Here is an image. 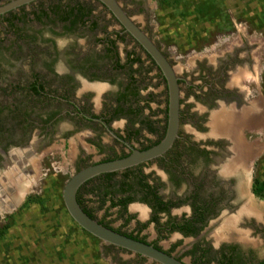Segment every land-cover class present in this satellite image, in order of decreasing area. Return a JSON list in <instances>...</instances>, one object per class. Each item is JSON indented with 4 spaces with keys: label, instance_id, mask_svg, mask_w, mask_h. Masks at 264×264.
<instances>
[{
    "label": "flooded vegetation",
    "instance_id": "1",
    "mask_svg": "<svg viewBox=\"0 0 264 264\" xmlns=\"http://www.w3.org/2000/svg\"><path fill=\"white\" fill-rule=\"evenodd\" d=\"M8 1L10 0H5L0 5ZM117 1L126 11L120 0ZM126 1L135 3L137 9L134 10L141 17L151 9L150 3H152V14L149 11L150 13L148 12L145 18L147 20L149 14L153 16L157 31L159 27L168 26L169 29V27L184 26L186 33L184 32L185 42L181 43L182 50L186 48L195 51L201 47L202 43L206 42L207 36L216 32L217 37H220L224 31L228 33L233 29L236 30L237 23H244L247 26V23L253 20L252 23L256 26L263 24L264 27V0H234L237 5L240 4L232 9V13L228 8H224L226 14L231 17V24L218 18L216 22L219 25L208 23L207 20H204L205 18L198 20L196 17L197 8L207 9V0H194L197 1V4H193L192 0H180L178 7L173 4L175 0H171L173 3L171 6L168 5L165 11H161L162 8L159 7L160 0ZM216 1V5L218 2L224 5V0ZM245 2L247 3L246 7ZM79 4L86 9L82 16L84 24H80L78 21L72 25L69 20L74 17L60 21L63 9ZM191 4L192 6H190ZM254 4L261 6L258 13L260 15L253 12ZM95 6L102 7L108 17L114 20L117 24L115 29L108 30L107 27L100 26V18H98L100 14H95ZM188 6V12L191 14L182 20L175 12ZM29 7L31 8L29 9ZM57 8L60 12L56 14L54 10ZM41 10L46 11V18H53L55 24L62 30L67 31L65 27H70L71 29L86 28L91 31H99L102 38L97 42L102 44V49L97 54L90 49L74 52L78 57L70 60L71 70H78L82 78L71 72L63 78L59 75L62 72L55 73L57 71H54L55 68L50 64L45 65L43 71L17 73L15 78L9 79L12 73L8 68L2 66L4 56H0L1 209L5 207L2 198L9 200L8 195L16 196V192H20L22 186H26L30 176L41 172L40 166L45 165L49 155L51 158L56 157L53 153L56 154L57 149H60L57 146L58 142L68 146L69 144L77 145L71 156L74 160L72 166L75 173L85 166L128 155L131 149L127 144L138 150L149 148L158 143L165 134L167 104L163 108L162 117L164 119L160 120L155 115H150V105L146 103L147 101L137 104L133 102L140 94L138 81L134 75L130 78V81H134V83L123 84L116 95L111 98L114 103L107 106L105 110L96 111L98 107L96 93L99 87L95 86L94 81L103 78L109 80L114 76L112 73L126 71L134 64H141L143 62L141 55L153 67L157 78L166 85L164 77L153 59L124 30L107 8L97 0H35L0 15V19H6L4 23L10 27L9 21L11 20L12 27H15L17 23H20L18 19H22V16H28L32 12L38 14ZM139 10L141 13L138 12ZM127 14L129 15L128 12ZM256 14L258 19H256ZM141 29L148 33L147 30ZM127 38L138 50L134 47L126 51L123 63L116 50V43ZM162 39L160 37L161 42ZM154 43L160 48V44L156 41ZM174 47L177 48L175 45ZM255 49L253 45L252 47L251 45L245 46L242 43L233 47L231 51L226 50L225 53L217 55L214 59L206 56L202 59L203 62H200V66L195 67L189 74L190 78L193 75L195 78L209 80L204 83L205 87L211 96L216 97V100L208 101V103L218 109L223 118L227 115L233 117L235 132L241 123L246 121L248 112L255 107L254 104L246 101L249 90L244 84L247 80H254L257 74L258 63L254 56ZM166 57L173 66L168 56ZM99 59L107 60L105 65L100 64ZM51 60L54 62L56 59ZM47 74H58L59 77L52 79L47 77ZM178 77L179 88L180 84H183L187 90L199 89L194 83L188 81L186 76ZM64 80L66 86H64ZM20 82L24 83V87H20ZM31 86H35V88ZM21 89L26 93V98L22 101L29 100V104L26 105L29 108L26 110L17 108L16 104V101L20 102V100H16L14 93ZM80 94H92V96L89 99L82 96L79 101L76 96ZM121 94H126V99L118 100ZM31 107L35 109H31ZM119 107L122 111H117ZM201 107L205 111H210L207 110L206 105H201ZM6 111L8 119L4 115ZM230 111L231 113H229ZM255 114L257 113L254 112L253 115ZM207 116L208 113L201 114L200 118L196 120L200 127V134L203 135L208 130ZM182 117L180 112L178 137L165 154L123 171L112 172L111 176H108L107 173L97 175L79 187L76 198H79L81 206L88 209L98 222H102L128 237L148 243L185 264H257L263 261L264 258L256 257L255 245L251 240L259 235L264 243V219L260 211L253 208L252 198L256 197L252 191L254 178L251 179V171L247 169L250 151H247L236 135L232 137L225 134L219 135L226 136V138L231 137L234 142L228 144L220 139V142H215L217 143L216 148L211 147L212 151L209 149V145L214 146L215 143H209L208 140L204 143L192 142L191 138L193 137L186 136L182 131ZM93 118L97 120H93ZM211 135L214 136L212 133ZM235 139L240 143L236 145ZM117 146L119 147L117 148ZM239 147L241 150L237 151ZM186 148L189 150L188 153L182 151ZM54 149L56 151L53 152ZM61 150L63 147L59 150L60 155L62 154ZM183 155L189 156L190 164L197 165L203 161L206 164L204 172L201 173L203 175L200 174L199 177L193 172H189L188 167H184V162H181ZM35 164L38 165V168L35 167ZM168 171H176V176L168 177ZM152 175H156V177H152ZM194 176L196 177L194 178ZM164 178L177 188L176 195L169 194L166 192L167 190H164L166 187ZM209 179L215 182L213 185L216 186L217 191L214 192L215 195L205 196ZM182 180L189 184L190 192H183L179 189ZM120 187L128 190L122 192ZM8 188H11L12 193H8ZM110 188L112 195L109 194L104 198L106 189ZM89 196H92L93 200L95 199V205L92 207L86 204L90 200ZM128 196L133 199L125 206L121 205L119 201ZM27 198L24 196L25 201ZM143 198L149 199V203L144 202ZM13 201L15 200H9L10 203ZM112 202H115L116 205L112 206ZM138 208L142 209L143 215ZM178 209H182L179 215H177ZM96 211L101 212L99 217L96 215ZM11 214L12 212L9 211L7 215L0 216L1 221H7ZM233 220L236 221L231 225ZM112 221L118 225H113ZM186 221L198 231L185 234L183 231L170 227L173 224ZM228 226H232L229 231L220 232ZM1 227L2 225H0V231ZM77 227L79 226L77 225ZM83 231L85 233V230ZM89 236L97 239L90 234ZM150 236L152 238H149ZM185 242L187 245H184ZM103 246L101 251L104 250V255L107 257L109 251L113 252V260L109 258L112 260L110 262L112 264H157L126 249L107 243H104Z\"/></svg>",
    "mask_w": 264,
    "mask_h": 264
},
{
    "label": "rangeland",
    "instance_id": "2",
    "mask_svg": "<svg viewBox=\"0 0 264 264\" xmlns=\"http://www.w3.org/2000/svg\"><path fill=\"white\" fill-rule=\"evenodd\" d=\"M5 0H0L3 3ZM126 11L132 17V19L141 28L147 30L146 34L152 41H156L160 44V48L163 53L168 56L173 64L177 76H186L188 81L194 83L199 89L192 88L186 89L183 84H180V112L183 115L182 131L186 136H192V142L204 143L208 140L209 143L220 142L219 139H215L207 136L206 134H200V127L197 124V119L201 114H206L209 111L203 110L201 107L206 105L207 110H213L214 107L208 103V101L216 100L215 96H211L205 87V82L209 80L206 78H195L189 74L195 67L200 66V62H203L206 56L214 59L217 55L225 53L226 50L231 51L233 47L240 44L255 46L254 56L258 63L257 74L254 80H247L244 82L248 87L249 93L246 95V101L254 104L253 110L248 112V116L241 127L240 142L249 152V147L253 149L255 156H251L247 162V169L251 171V179L255 177H264V27L263 24L256 26L249 21L246 24H236V30L230 32H222V36L217 37L218 34L214 32L211 36L206 37V42L202 43L199 49L190 51V49L182 50V44L185 42V30L184 26H176L163 28L159 27L156 30V24L154 22L152 14V6L149 11L151 14L146 15L149 12L138 15L135 11L137 9L134 2H128L126 0H120ZM240 4V3H239ZM238 4V5H239ZM245 2V7H246ZM234 3V0H224L223 8H228L230 13L233 12V8L238 6ZM253 7L254 13H259L261 6ZM96 7V13L98 16L100 26H105L109 30H113L117 27V24L111 17H108L107 12L99 6ZM31 7H29L30 9ZM135 9V10H134ZM42 11V10H41ZM37 14L32 12L30 15L22 16V21L17 23L15 27L5 25V21L0 19V47L1 54L4 56L2 59V66L11 71L9 79L15 78L17 73H28L32 71H43L45 65L52 64L55 73H60L61 77L65 78L66 74L71 72L73 75L81 77L79 71L71 70V59H77L78 55L74 52L84 49H90L96 54L101 51L102 44L97 42L102 38V34L99 31H91L86 28L73 29L70 32L60 29L55 24L54 19L46 18L41 13ZM138 12L141 13L139 10ZM149 12V13H150ZM28 13V12H27ZM35 13V14H34ZM33 14V15H32ZM143 14V13H142ZM256 19H258V14ZM247 19V17L245 16ZM216 21V19H215ZM209 23V21H207ZM231 24V17L228 16L227 22ZM235 31V32H234ZM185 32V33H184ZM162 37V42L160 40ZM242 39V42H241ZM124 40V39H123ZM121 40L116 43V50L118 55L121 56V60L125 62V53L130 49L136 47L130 39ZM96 42V43H95ZM174 42V43H173ZM172 43L170 46L169 44ZM174 45L177 47L175 48ZM138 50V48L136 47ZM57 51V53H56ZM55 52V53H54ZM108 56V55H107ZM143 62L141 64H134L132 67H128L126 71H119L112 73L111 79H96L95 84L97 87L96 102L98 105L96 111L105 110L107 106H110L114 101L112 97L120 90L123 84H133L134 81H130V78L134 75L138 81L140 94L133 102L141 103V101H147L150 105V115H155L157 119H164L162 117L163 108L167 104V89L166 85L157 78L156 72L153 67L148 64L145 57L142 56ZM51 59H56L54 62ZM96 61V60H95ZM100 64H104L106 61L99 59ZM43 62H45L43 64ZM197 62V63H196ZM105 65V64H104ZM58 74H47L49 78L59 77ZM7 77V76H5ZM82 78V77H81ZM54 79V80H55ZM237 82V80H234ZM64 80V86H66ZM20 87H24V83ZM84 90V88H82ZM82 90V91H83ZM86 92V91H84ZM17 108L28 109L26 105L29 104V100L22 101L26 98V93L23 89L16 90L14 93ZM86 97L91 98L92 94H80L76 98L80 101ZM83 101V100H82ZM21 105V106H20ZM25 107V108H24ZM34 107H31L33 109ZM35 109V108H34ZM257 109V110H255ZM231 112V111H230ZM229 112V113H230ZM257 113L253 115V113ZM153 113V114H152ZM8 112H4L7 118ZM123 116V115H120ZM120 118V117H117ZM126 119L125 117H121ZM8 119V118H7ZM249 119V120H248ZM166 121V117H165ZM16 123V122H15ZM119 126V124H116ZM239 126V127H240ZM238 127V128H239ZM237 136V135H236ZM245 143V144H244ZM209 145V149L216 148ZM249 146H247V145ZM60 149L51 158L50 155L46 158L45 165L40 166L41 172H36V175L30 176V180L26 183V186H22L20 192H16V196L10 194L9 200H15L10 203L8 198H2L5 207L0 208V216L7 215L8 212H12L7 221H1L0 218V264H112L113 252L109 251V256L104 255V243L98 239L90 237L84 233L73 220H71L67 213L63 201H62V189L65 182L74 173L72 166L73 149L76 144L63 145L58 142L57 145ZM119 146H117L118 148ZM212 147V148H211ZM116 149V148H115ZM182 150V149H181ZM53 152L56 149L52 150ZM182 151L188 153L186 148ZM181 162H184V167H188L189 172H193L194 175H200L203 173L206 164L202 163L190 164L189 156L183 155ZM199 162V161H198ZM38 168V165L35 164ZM169 172V171H168ZM150 175V174H149ZM168 177L173 178L176 176V171H170L167 173ZM203 175V174H201ZM156 175H152V177ZM196 176H194L195 178ZM200 177V176H199ZM169 178V179H170ZM164 181L165 178H164ZM166 187L164 190L169 194L176 195L177 188L174 187L172 182H165ZM181 188L183 192H190L191 188L185 181H181ZM215 182L212 180L207 181L205 196L210 194L215 195L217 191ZM11 188L7 191L10 193ZM12 193V192H11ZM25 198L26 201L24 200ZM253 197V196H252ZM90 200L86 203L87 206L92 207L95 205V199L92 196L88 197ZM253 208L260 211L264 219V198L253 197ZM5 209V210H3ZM140 209V208H138ZM254 209V210H255ZM14 211V212H13ZM141 215H143L142 209H140ZM182 209H178L177 215L181 214ZM99 217L101 212H95ZM176 214V213H174ZM176 216V215H175ZM236 220L231 223L234 224ZM113 225H118L113 222ZM232 226L225 227L220 232H227ZM218 229V228H217ZM151 235V234H150ZM149 238H152L150 236ZM255 245V253L257 258H264V243H262L260 236L256 235L251 238ZM184 245H187L186 242ZM111 258L112 260H110Z\"/></svg>",
    "mask_w": 264,
    "mask_h": 264
},
{
    "label": "water",
    "instance_id": "3",
    "mask_svg": "<svg viewBox=\"0 0 264 264\" xmlns=\"http://www.w3.org/2000/svg\"><path fill=\"white\" fill-rule=\"evenodd\" d=\"M35 0H10L7 3L0 5V15L14 10L24 4H28ZM116 19V21L124 28V30L145 50V52L153 59L156 66L162 73L166 83L167 89V105H166V129L163 138L153 146L149 148L138 150L132 148L131 152L120 158H115L95 164L85 166L75 173L65 182L62 189V201L64 207L71 217V219L83 230L90 235L103 241L104 243L111 244L123 249H126L132 253L139 254L150 261H154L157 264H185L183 261L178 260L172 255L155 248L154 246L136 240L121 234L109 227L104 226L97 220L91 218L80 206L77 201L76 194L81 185L90 180L91 178L105 173H112L123 171L138 165L139 163L152 160L165 154L172 146L175 139L178 137V130L180 124V88L179 77L176 75L175 69L169 63L167 57L161 51L160 48L151 40V38L135 23L131 16L122 8L117 0H97ZM98 84H95L97 86ZM94 86V85H92ZM215 109V110H214ZM208 112L207 119V132L205 133L209 137L215 139H221L231 143L226 136H212L210 132V123L212 115L217 113L218 109L214 108ZM220 110V109H219ZM222 111V110H221ZM91 118V117H89ZM93 120H97L93 118ZM249 125V124H248ZM245 125V126H248ZM243 126V127H245ZM237 129L238 138L242 141L241 129ZM112 135L113 132L109 131ZM243 142V141H242ZM250 155L255 156L253 149L250 147ZM232 154V153H231Z\"/></svg>",
    "mask_w": 264,
    "mask_h": 264
},
{
    "label": "trees",
    "instance_id": "4",
    "mask_svg": "<svg viewBox=\"0 0 264 264\" xmlns=\"http://www.w3.org/2000/svg\"><path fill=\"white\" fill-rule=\"evenodd\" d=\"M193 1V4H197V1H194V0H192ZM205 1V0H204ZM179 2H180V0H175V3H173V2H171V0H160V2H159V7L160 8H162V10L161 11H165V9H166V7L168 6V5H170L171 6V4L173 3V4H175V6H177L178 7V4H179ZM216 0H212L211 2H210V0H207V9L206 8H201V9H196L197 10V19L199 20V19H201V18H205L204 20H207V21H209L210 23H213V24H215V25H219L216 21H215V19H218V18H220V20L221 21H223V22H227V20H228V15L226 14V11H224V8L222 7V4H219L220 2H218V6L216 5ZM190 6H192V4L190 5ZM188 8H189V6L188 7H183V10H181V11H179V10H177V12H175L179 17H181L182 18V20L187 16V15H189V14H191V12H188ZM55 9V8H54ZM64 11H62V14H61V19H60V21H66V20H69L70 18H72V17H74V19H70L69 21L71 22V24L72 25H74L76 22H78V21H80V24H84V20H82V16H84V14H85V11H86V9H85V7L83 6V5H77V6H74V7H68V9L66 8V9H63ZM222 11H224V13L223 14H221V12ZM58 12H60V10H59V8H57L56 10H54V13H58ZM41 13L43 14V15H45V16H47V13H46V11H44V10H42L41 11ZM15 18H17V17H15ZM18 19V18H17ZM18 20H20V21H22L23 19H18ZM9 23H10V25L12 26L13 25V23H12V21L10 20L9 21ZM65 29L67 30V31H72L73 29H71L70 27H65ZM108 51L110 52V49H108ZM0 52H1V47H0ZM2 54L0 53V56H1ZM131 61H135V60H131ZM32 88H35V86H31ZM128 94V93H127ZM126 94H121V96L119 97V99L118 100H122V99H126ZM118 110H120V111H122L121 110V108L119 107L118 109H117V111ZM165 114H166V110H165ZM108 174V176H111L113 173H107ZM109 179V178H108ZM141 185H144V184H141ZM148 187V186H147ZM120 190H122V192H124V191H126V190H128L127 188H124V187H120ZM252 191H253V193H254V195L256 196V197H258V198H264V177H255L254 178V180H253V186H252ZM109 194H111L112 195V189L110 188V189H106V191H105V193H104V198H105V196H107V195H109ZM133 199V197H131V196H128V197H126V198H122L120 201H119V203L121 204V205H124L125 206V204L126 203H128L130 200H132ZM144 202H148L149 203V199H146V198H143L142 199ZM77 201H78V203L80 204V206H81V203H80V201H79V198L77 197ZM116 205V203L115 202H112V206H115ZM82 207V206H81ZM161 208V207H160ZM82 209L91 217V218H93V216L90 214V212L88 211V209H86L85 207H82ZM164 209V208H163ZM94 219V218H93ZM99 223H101V224H103L102 222H99ZM104 226H106V227H108L106 224H103ZM171 227V229H178V230H180V231H183L185 234H188V233H192V232H196V231H198L196 228H194L193 226H192V224L191 223H189V222H181V223H179V224H173V225H171L170 226ZM110 228V227H109ZM83 231V230H82ZM84 232V231H83ZM85 233L87 234V235H89L86 231H85ZM257 264H264V260L263 261H261V262H259V263H257Z\"/></svg>",
    "mask_w": 264,
    "mask_h": 264
},
{
    "label": "bare ground",
    "instance_id": "5",
    "mask_svg": "<svg viewBox=\"0 0 264 264\" xmlns=\"http://www.w3.org/2000/svg\"><path fill=\"white\" fill-rule=\"evenodd\" d=\"M220 114L221 113H219L217 111L216 114L212 115V119H211V123H210L211 133L213 135H218V136L222 135V134L231 135V137L234 135H237V130L235 132V129H234L235 125L232 122L233 117L227 115V117L223 118L222 116H220ZM231 137H227V139L230 140L231 143H233L234 140ZM235 142H236V145H237V143H240L238 140H236ZM240 150H241V148L239 147L237 149V151H240Z\"/></svg>",
    "mask_w": 264,
    "mask_h": 264
}]
</instances>
